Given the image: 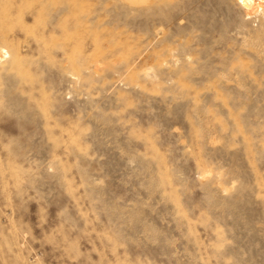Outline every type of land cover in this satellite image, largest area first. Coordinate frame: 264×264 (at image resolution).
Returning a JSON list of instances; mask_svg holds the SVG:
<instances>
[{"label":"rangeland","instance_id":"rangeland-1","mask_svg":"<svg viewBox=\"0 0 264 264\" xmlns=\"http://www.w3.org/2000/svg\"><path fill=\"white\" fill-rule=\"evenodd\" d=\"M255 2L0 0V264H264Z\"/></svg>","mask_w":264,"mask_h":264},{"label":"bare ground","instance_id":"bare-ground-1","mask_svg":"<svg viewBox=\"0 0 264 264\" xmlns=\"http://www.w3.org/2000/svg\"><path fill=\"white\" fill-rule=\"evenodd\" d=\"M246 5H252V4H256V0H242ZM258 5L260 6V4L258 3Z\"/></svg>","mask_w":264,"mask_h":264}]
</instances>
